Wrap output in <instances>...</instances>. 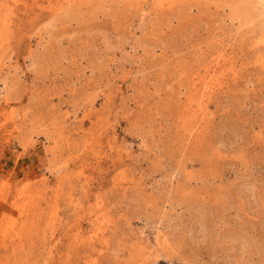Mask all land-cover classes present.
I'll use <instances>...</instances> for the list:
<instances>
[{"label": "rangeland", "instance_id": "rangeland-1", "mask_svg": "<svg viewBox=\"0 0 264 264\" xmlns=\"http://www.w3.org/2000/svg\"><path fill=\"white\" fill-rule=\"evenodd\" d=\"M236 1L0 0V264H264Z\"/></svg>", "mask_w": 264, "mask_h": 264}, {"label": "bare ground", "instance_id": "bare-ground-1", "mask_svg": "<svg viewBox=\"0 0 264 264\" xmlns=\"http://www.w3.org/2000/svg\"><path fill=\"white\" fill-rule=\"evenodd\" d=\"M171 1L172 0H167V2H170L171 4ZM231 1V0H230ZM235 2H237L236 0H234ZM166 2V3H167ZM235 2H233L232 4L236 5ZM240 2V7L242 6V9L243 11L245 12L244 13V16L245 18H247V23L250 22V23H256L257 25H260L262 27V29H264V0H239ZM227 6V5H226ZM212 7V6H211ZM239 7V6H238ZM237 7V8H238ZM229 8V7H228ZM238 12V10H237ZM240 15V14H238ZM235 16V15H234ZM241 16L242 13H241ZM239 16V17H241ZM243 16V17H244ZM233 17V16H232ZM246 21V20H244ZM246 23V24H247ZM258 26V27H260ZM260 30V29H259ZM105 38V37H104ZM126 41V40H125ZM138 42V41H137ZM136 42V44H137ZM225 56V55H224ZM218 66V65H217ZM9 76V75H8ZM214 76V75H213ZM210 78V76H209ZM208 79V78H207ZM3 83L5 85H7V81L6 79L3 80ZM207 106V105H206ZM22 146V145H21ZM51 165V164H50ZM49 165V166H50ZM55 170V169H54ZM199 231V230H198Z\"/></svg>", "mask_w": 264, "mask_h": 264}]
</instances>
